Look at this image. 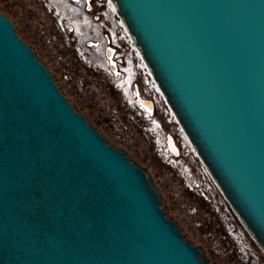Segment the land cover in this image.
<instances>
[{
  "label": "water",
  "instance_id": "water-1",
  "mask_svg": "<svg viewBox=\"0 0 264 264\" xmlns=\"http://www.w3.org/2000/svg\"><path fill=\"white\" fill-rule=\"evenodd\" d=\"M264 253V0H109ZM0 264H210L0 5Z\"/></svg>",
  "mask_w": 264,
  "mask_h": 264
},
{
  "label": "rangeland",
  "instance_id": "rangeland-1",
  "mask_svg": "<svg viewBox=\"0 0 264 264\" xmlns=\"http://www.w3.org/2000/svg\"><path fill=\"white\" fill-rule=\"evenodd\" d=\"M0 5L76 108L108 143L151 172L168 215L205 250L210 264H264L263 251L192 147L109 0L103 2L100 22L94 23L81 7L64 0H0ZM77 21L88 24L80 28L83 33L73 26ZM103 33L114 36L125 57L120 81L108 71L102 49L85 47L90 40H102ZM134 84L155 103L163 132L175 137L180 158L163 153V134L153 131V122L132 105Z\"/></svg>",
  "mask_w": 264,
  "mask_h": 264
},
{
  "label": "built area",
  "instance_id": "built-area-1",
  "mask_svg": "<svg viewBox=\"0 0 264 264\" xmlns=\"http://www.w3.org/2000/svg\"><path fill=\"white\" fill-rule=\"evenodd\" d=\"M73 4H80L83 7V10L86 14L92 16L94 22H100L101 20V10L103 7L104 0H70ZM68 30L70 33H74V29L72 26L68 27ZM102 40H90L86 43L85 47L87 50H103L104 60L107 65V69L112 75V77L116 81H120L123 78L124 73V66H125V57L120 52V47L117 45V42L113 35H110L109 33H103ZM98 64H96L97 66ZM99 66V65H98ZM141 101H146L151 103L152 109L149 110L145 106L142 105ZM132 105L137 108L144 117L153 122L152 130L163 134V142L161 143V149L163 153L172 158L177 159L181 156L174 155L172 149H171V142L174 147L175 141L174 136L171 133H165L163 132V126L160 120L157 118L156 115V106L153 101H148L140 91L137 84L133 85V91H132ZM155 106V108H154ZM177 143V141H176ZM180 149V147H176V149ZM181 150V149H180ZM200 187V186H197ZM204 195H206L204 193Z\"/></svg>",
  "mask_w": 264,
  "mask_h": 264
},
{
  "label": "crops",
  "instance_id": "crops-1",
  "mask_svg": "<svg viewBox=\"0 0 264 264\" xmlns=\"http://www.w3.org/2000/svg\"><path fill=\"white\" fill-rule=\"evenodd\" d=\"M64 3H66L67 4V6H73V7H81L82 8V10H83V7L80 5V4H73V3H71L70 2V0H64ZM84 11V10H83ZM90 19V18H89ZM92 21V23H94L93 22V20H92V18H91V20H90V22ZM103 21H104V17H103ZM95 24H97V23H95ZM73 26H75V29H77V30H79L80 32H82V30L81 29H83V27H85V26H88V24L87 23H82V24H80V23H78V21L77 22H74V25ZM77 26V27H76ZM96 26V25H95ZM81 28V29H80ZM83 33V32H82ZM112 34H113V32H111ZM98 36V35H97Z\"/></svg>",
  "mask_w": 264,
  "mask_h": 264
},
{
  "label": "bare ground",
  "instance_id": "bare-ground-1",
  "mask_svg": "<svg viewBox=\"0 0 264 264\" xmlns=\"http://www.w3.org/2000/svg\"><path fill=\"white\" fill-rule=\"evenodd\" d=\"M141 102H142V105H143V106H144V105H147L149 108H148V107H146V108H148L149 110L152 109V105H151V103L146 102V101H141ZM154 108H155V106H154ZM174 141H175V145H176V147H178L175 138H174ZM176 147H174L173 144H172V142H171V149H172L174 155H176V156H181L180 149H178V148L176 149Z\"/></svg>",
  "mask_w": 264,
  "mask_h": 264
},
{
  "label": "trees",
  "instance_id": "trees-1",
  "mask_svg": "<svg viewBox=\"0 0 264 264\" xmlns=\"http://www.w3.org/2000/svg\"><path fill=\"white\" fill-rule=\"evenodd\" d=\"M1 11L7 16V18H9V19H11L4 11H3V9H2V7H1ZM19 33V32H18ZM19 35L21 36V34L19 33ZM22 37V36H21ZM22 39L24 40V41H26L23 37H22ZM27 42V41H26ZM28 43V42H27ZM29 44V43H28ZM30 45V44H29ZM31 46V45H30ZM38 55V54H37ZM39 57V56H38ZM40 58V57H39ZM41 59V58H40ZM167 218H171L169 215H168V212H167ZM180 227V226H179ZM184 233V232H183ZM185 234V233H184ZM186 235V234H185ZM186 240H190V239H188L187 238V236H186Z\"/></svg>",
  "mask_w": 264,
  "mask_h": 264
},
{
  "label": "flooded vegetation",
  "instance_id": "flooded-vegetation-1",
  "mask_svg": "<svg viewBox=\"0 0 264 264\" xmlns=\"http://www.w3.org/2000/svg\"><path fill=\"white\" fill-rule=\"evenodd\" d=\"M42 61V60H41ZM43 62V61H42ZM44 63V62H43ZM66 96V95H65ZM75 106V105H74ZM75 109L77 110V111H79L77 108H76V106H75ZM80 112V111H79ZM93 126V125H92ZM108 142V141H107ZM108 144H111V143H108ZM111 145H113V144H111ZM114 146V145H113ZM116 148V147H115ZM120 149V148H119Z\"/></svg>",
  "mask_w": 264,
  "mask_h": 264
}]
</instances>
